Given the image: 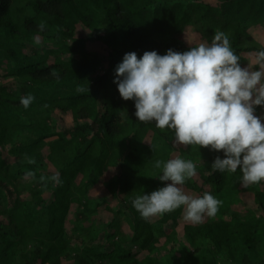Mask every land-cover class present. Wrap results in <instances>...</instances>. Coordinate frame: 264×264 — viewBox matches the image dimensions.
Instances as JSON below:
<instances>
[{
	"label": "trees",
	"instance_id": "16d2710c",
	"mask_svg": "<svg viewBox=\"0 0 264 264\" xmlns=\"http://www.w3.org/2000/svg\"><path fill=\"white\" fill-rule=\"evenodd\" d=\"M255 28L264 30V0H0V264H264V181L251 185L254 205L234 208L242 172L213 171L223 152L178 146L171 130L141 123L114 83L126 53H182L216 32L246 67V54L264 50ZM173 158L203 167L187 194L222 201L181 230L183 209L145 221L132 206L165 186L154 164ZM106 176L116 208L92 193ZM101 208L116 216L106 231L93 219Z\"/></svg>",
	"mask_w": 264,
	"mask_h": 264
},
{
	"label": "clouds",
	"instance_id": "9594fccd",
	"mask_svg": "<svg viewBox=\"0 0 264 264\" xmlns=\"http://www.w3.org/2000/svg\"><path fill=\"white\" fill-rule=\"evenodd\" d=\"M38 27L43 31L45 22ZM115 71L120 96L134 101L141 123L154 122L161 130H171L178 146L223 152L224 158L217 156L212 164L213 171L239 169L245 187L264 181V118L256 112L264 108V50L242 66L228 36L216 32L210 45L201 43L182 53L171 49L165 55L126 53ZM88 90L77 87L80 93ZM34 100L27 94L20 103L28 109ZM154 167L162 168L158 180L165 186L132 200L142 219L183 209L184 220L196 225L217 215L221 200L208 192L194 197L184 190L185 183L197 176L192 160H157ZM52 180L59 182L56 176Z\"/></svg>",
	"mask_w": 264,
	"mask_h": 264
},
{
	"label": "rangeland",
	"instance_id": "374dc122",
	"mask_svg": "<svg viewBox=\"0 0 264 264\" xmlns=\"http://www.w3.org/2000/svg\"><path fill=\"white\" fill-rule=\"evenodd\" d=\"M208 2H210L212 4H215L216 0H208ZM252 33H253L254 37L257 40H259V42H261L263 44V46H264V30H262L260 28H255L252 31ZM196 41H197V38L193 34H188L187 42H188L189 45H191V46L194 45L196 43ZM254 55H255V53L246 54V57L249 59L250 63L254 60ZM252 67L255 68L256 65L253 63ZM106 68H108V65L104 64L103 65V70H105ZM262 111L263 112L260 113L256 109L257 115H259L262 118H264V110H262ZM192 161L196 164V167L199 166L200 170L201 171L203 170V167H201L200 164L197 161H195V160H192ZM108 177L109 176L104 177L101 180V182H99V184L94 187V189L92 190V193L97 192L96 194L98 195V198H100V201H99L100 203H105L106 202L110 207L116 208L115 207V202H113L112 200H110L106 196V191H105V188H104V182L106 181V179H108ZM194 178H196V179L200 178V174L197 173V176L194 177ZM240 189H241L240 193H238V195H236V199L238 197L239 201L237 203H234L233 207L244 211L248 206L254 205V193L252 192L251 185H249L247 187L242 186V188H240ZM45 196H46V204H49L52 201V197H53L51 188H49V190L46 192ZM46 206L47 205H45V207ZM98 211H99V214H100L99 215L100 218H97V217L93 218L94 220L97 219V221L99 222V223L96 224V228L102 229L103 231H106V225L109 222L113 221V219L116 216L114 215V213H112L109 210H107V208H101ZM75 213H77L76 209L73 210V212H72V214H71V216H70V218H69V220L67 222V226H68L69 230H71L73 225H74L73 223L75 222V219H76ZM81 224L84 225V222H81ZM184 224H188V222H186L184 220V218H183V219L180 220V226L178 227V229L181 230V227H183ZM124 229H126V230L128 229V226L126 224L124 225ZM170 231H171V228L167 229L166 233H170ZM141 253H142V251L139 253L140 256H141Z\"/></svg>",
	"mask_w": 264,
	"mask_h": 264
}]
</instances>
